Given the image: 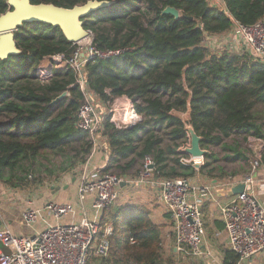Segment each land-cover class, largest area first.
I'll use <instances>...</instances> for the list:
<instances>
[{"label":"trees","instance_id":"1","mask_svg":"<svg viewBox=\"0 0 264 264\" xmlns=\"http://www.w3.org/2000/svg\"><path fill=\"white\" fill-rule=\"evenodd\" d=\"M31 1L71 8L88 0ZM110 1L115 2L85 17L84 27L93 32L98 48L132 50L111 59L89 60L83 68L86 84L104 103L129 97L142 120L130 128H117L106 119L95 137L104 139L110 150V165L104 172L114 163L125 173L138 158L149 156L157 178L195 176V167L181 163L180 155L170 157L177 148L190 146L186 123L202 138L203 148L224 143L235 157L244 159L246 148L224 140L233 132L264 139V62L246 46L212 48L205 39L226 34L236 21L253 24L263 19L264 0ZM141 2L147 9L138 8ZM167 6L177 8L180 17L162 14ZM8 9L7 0H0V15ZM16 41L22 54L0 60V181L15 188L35 181L23 172L26 161L74 151L68 169L77 160L86 161L95 145L79 127L78 110L86 101L79 74L58 69L48 82L35 75L44 57L64 53L70 58L77 45L59 27L39 22L20 27ZM64 91L67 97L52 104ZM175 112L188 117L184 120ZM209 164L207 160L205 165ZM205 165L199 170L209 178L235 175L223 170L216 174ZM101 217L114 228L109 257L101 264L172 262L163 256L161 227L144 205L112 204ZM232 257L235 264L239 257Z\"/></svg>","mask_w":264,"mask_h":264},{"label":"built area","instance_id":"2","mask_svg":"<svg viewBox=\"0 0 264 264\" xmlns=\"http://www.w3.org/2000/svg\"><path fill=\"white\" fill-rule=\"evenodd\" d=\"M212 1L214 4L223 2L222 0ZM88 32L89 35L78 42H83L84 46L76 49L70 58L64 53L44 57L36 66L35 75L41 81L48 82L58 69L70 68L79 74L77 81L86 98L78 110L79 127L95 138L108 117L117 128H130L142 119L134 109L133 101L127 96L110 99L106 103L100 101L101 105L110 103L115 105L109 113L96 103L98 97L89 91L86 84L84 65L93 59L106 60L118 57L132 50V47L98 48L94 43L93 32L91 30ZM231 32L264 62V18L253 24L236 21ZM221 36H206V45L212 48L221 47L224 45V41L220 39ZM252 147H255V144ZM188 156L187 154L184 157ZM186 161L187 163L183 162V164L192 165L196 171H199L202 165L189 158ZM261 163L262 153L259 152L252 159L251 174L245 176L243 182L246 184L245 190L236 194L220 208L229 245L240 260L249 259L264 249V206L249 190L253 181L252 173ZM152 164H154L152 158L147 156L144 163L145 169L137 175L136 179L111 173L92 179L85 171L78 189V200L84 201L89 194H94L92 210L95 217L85 216L72 224H47L43 230L29 235H15L8 229H0V242L10 249V253L7 254L0 246V264L103 263V260L109 257V236L113 234L114 228L111 222L103 223L101 216L104 209L114 203L118 187L130 181L159 188L174 222L173 230L177 249L192 255H203L206 228L202 204L204 199L211 195L210 186L194 184L192 178L186 177L155 179L152 176L154 168L150 167ZM29 178L34 179L32 173L29 174ZM29 204L30 206L23 211L22 217L30 227L37 222L42 211L55 219H60L73 211V205L70 203H49L40 209L32 206L34 204L32 200H29ZM44 221L46 222V219Z\"/></svg>","mask_w":264,"mask_h":264},{"label":"crops","instance_id":"3","mask_svg":"<svg viewBox=\"0 0 264 264\" xmlns=\"http://www.w3.org/2000/svg\"><path fill=\"white\" fill-rule=\"evenodd\" d=\"M229 35L232 38L231 41L228 40L225 42L224 38H227ZM220 39L224 41V45L227 44L232 48L244 46L242 41L236 39L231 31L223 34ZM175 113L182 117L180 112ZM98 138L94 140L95 145L91 154L87 156L86 161L77 160L74 167L67 169L66 167L70 166L71 163L63 162L61 164L62 167H59L57 171L50 170L47 173L40 174L35 181H32L31 184L26 187L18 186L15 188L11 185L4 184L6 190L2 194L0 193V229H8L15 235H29L35 230H37V232L43 230L47 224H72L80 221L85 216L94 218L95 213L92 210L94 194H89L84 201H79L78 189L85 171L89 173L90 178L95 179L103 175L105 169L110 165L111 156L108 145L104 139H102L104 140L103 142H96L99 140ZM254 144L255 147H252ZM246 146L247 151L243 153V162L239 163L240 167L232 172L235 174L234 176L229 175L224 178L219 176L218 178H210V180H208L209 177L199 170L196 172L195 176L191 177L194 184H207L211 189V195L206 197L202 204V213L206 228L203 255H192L186 251L177 249L173 230L174 222L158 187L151 186L150 184L139 185L133 183L134 181L125 182L118 187L114 204H140L150 210L152 219L161 227L162 251L164 248L163 256L165 259L176 260V264H231L233 263L232 256H236L237 254L229 245V240L224 229L225 222L220 208L223 204L229 202L236 196L237 193L235 190L238 184L244 182L246 175L251 174L252 159L255 157L256 153H262L264 139L249 135L247 137ZM233 156H235L234 152ZM238 159L240 158L238 157ZM128 160H130V158L120 161L119 164L124 165ZM136 163H142L143 165L145 159L138 158L134 165ZM112 165L111 170L117 168L122 176H127L128 178L136 179L139 174V172L132 173L136 171L133 168L122 173L119 167L114 163ZM152 176L155 179H161L155 177L153 172ZM252 177L253 181L250 184L249 190L255 194L260 203L264 206L263 162L255 172L252 173ZM29 200H32L34 202L32 206L38 209L45 207L49 203H70L73 205V211L67 215L68 217L66 218H64L65 216L60 219L48 217L49 220L43 218L46 217V212L42 211L40 214L42 218H39L37 222L30 227L23 221L22 217L23 211L30 206ZM44 219H46V222ZM62 220L65 223H62ZM42 221L46 225L43 224ZM164 252L169 256L165 257ZM164 264L169 263L164 262ZM235 264H264V249L249 259H236Z\"/></svg>","mask_w":264,"mask_h":264},{"label":"water","instance_id":"4","mask_svg":"<svg viewBox=\"0 0 264 264\" xmlns=\"http://www.w3.org/2000/svg\"><path fill=\"white\" fill-rule=\"evenodd\" d=\"M115 1L110 0H88L83 4L73 7L58 6L53 3L34 4L31 0H7L9 9L0 15V60H6L10 56L22 54V49L16 41V31L25 23L39 22L59 27L67 40L71 43H78L89 35L84 27V18L90 13L112 5ZM162 14H171L175 18L180 17V11L172 6L163 9ZM68 91L62 92L52 100V104L67 97ZM187 129L191 136V147L188 148V155L200 156L207 153L201 145L202 138L190 125ZM199 166L198 164L196 165ZM154 168V164L150 166ZM246 188L245 183L236 187V193H242ZM4 252L9 254L10 250L0 242Z\"/></svg>","mask_w":264,"mask_h":264},{"label":"rangeland","instance_id":"5","mask_svg":"<svg viewBox=\"0 0 264 264\" xmlns=\"http://www.w3.org/2000/svg\"><path fill=\"white\" fill-rule=\"evenodd\" d=\"M138 8H140L142 10L147 9L146 4L143 3V2H141V3L138 4ZM231 39L232 38L229 35V36H227V38H224V41L225 42H227L228 40L231 41ZM83 46H84V43L83 42L82 43H78L77 44V49H81ZM81 51H83V50H81ZM42 81H46V80H42ZM96 103L99 104L104 109V111H106L108 113H109L110 109H112L113 106H115L113 103H110V104H107V105H104L103 104L104 105L103 106V105L100 104V100L98 98L96 100ZM58 109L59 108H55V111H58ZM180 115L182 116V118L184 120H186L187 117H188L187 113H180ZM139 116L142 119V116L140 114H139ZM186 125L188 127L190 126L189 123H186ZM246 136H248V135H246L244 133L233 132L232 135L230 137L226 138L224 141L227 144H232V143L234 144L235 142H239L244 148L247 149V146H246V143H247ZM90 137L91 136H89V138ZM97 138H93V139L96 140ZM98 139L99 140L96 141V142H99V143L100 142H103V140L101 138H98ZM85 140H87V136L85 137ZM166 142H168L167 139L164 141V143H166ZM190 143H191V140H190ZM187 147L190 148L191 145L190 146H187ZM187 147H184V148L183 147H179V148H177V150H176V154L177 155L176 154H172L170 157L171 158H175V157H179L178 155H180L179 158H180V162L181 163H183V162L184 163H187L186 159L189 158V160L190 159L196 160L198 163H202V165H205L206 161L209 160V161H211V164L205 165L206 166L205 170H208L209 168H213L214 169V172L216 174H219L221 170H223V171H225L227 173H232L233 171H235L236 168L240 167V164L239 163H242L243 162V159H241V158L238 159L237 157L233 156L232 150H230L228 147L224 146V143L223 144H215V145H212L209 149H204V150L207 151V153L205 155L191 156L189 154L188 157H181L182 154H186V153L188 154V150H187L188 148ZM211 154L214 157H209ZM73 155H74V151H68V155H66V154L48 153L47 155L39 156L33 162L26 161L24 163L25 170L23 172H25L26 175H28L29 173H32L33 174V178L35 180L42 173H47L50 170H52V171H55L56 170L57 171L59 167L60 168L62 167L61 164L63 162L70 161L69 159H71ZM172 163H174V162L171 161V164ZM246 166H247V164H246ZM131 168H133V169L136 170V171H134L132 173H137V172L140 173L141 171H144V169H145L144 168V163H143V165H142V163L141 164H137L136 163ZM108 173L115 174V175H118V176L121 175L120 171L117 168L111 170ZM208 180H210V178ZM5 190H6V188H5L4 183L3 182L1 183V181H0V193L2 194ZM48 217H51V216H48L47 213H46V218L48 219ZM66 217H68V216L66 215L64 218H66ZM39 218H42V217L40 216ZM61 222L62 223H65L63 220ZM42 223H43V221H42ZM43 224H45V223H43ZM59 224H61V223H59ZM35 231H37V230H35ZM35 231H33V233ZM33 233H31V234H33ZM122 236H124V234ZM163 251H164V248H163ZM164 254H165V252H164ZM166 256H169V255L168 254H165V257ZM169 264H176V260H172V262H170Z\"/></svg>","mask_w":264,"mask_h":264},{"label":"bare ground","instance_id":"6","mask_svg":"<svg viewBox=\"0 0 264 264\" xmlns=\"http://www.w3.org/2000/svg\"><path fill=\"white\" fill-rule=\"evenodd\" d=\"M119 107H120V105H119ZM127 119H128V117H127Z\"/></svg>","mask_w":264,"mask_h":264}]
</instances>
